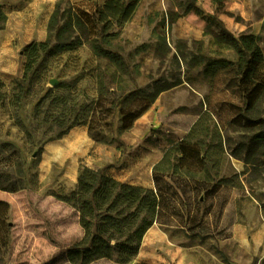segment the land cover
Listing matches in <instances>:
<instances>
[{
  "label": "rangeland",
  "instance_id": "obj_1",
  "mask_svg": "<svg viewBox=\"0 0 264 264\" xmlns=\"http://www.w3.org/2000/svg\"><path fill=\"white\" fill-rule=\"evenodd\" d=\"M106 1L0 0V82L7 96L21 93L16 107L0 108V264H73L67 251L83 230L65 197L80 170L106 175L136 161L148 166L182 140L206 110L215 124L228 122L221 134L225 152L209 150V180L203 172L196 179L153 175L160 207L193 214L211 264H220L214 256L226 264H264V141L248 148L251 133L229 126L241 112L264 119V104L244 113L238 94L226 90L223 74L212 78L205 72L219 59L236 61L233 51L215 44L214 35L223 29L235 37L259 36L264 54V0H140L126 23L103 32L96 10ZM76 36L82 41L76 50L53 49L58 38ZM33 42L49 48L25 74L20 52ZM176 81L181 84L160 93L122 135L116 112L106 144L94 142L85 126L72 127L80 108L108 90L128 94ZM61 102L68 110L74 107V115H62ZM143 170L137 176L144 177ZM89 264L122 263L113 257Z\"/></svg>",
  "mask_w": 264,
  "mask_h": 264
},
{
  "label": "trees",
  "instance_id": "obj_2",
  "mask_svg": "<svg viewBox=\"0 0 264 264\" xmlns=\"http://www.w3.org/2000/svg\"><path fill=\"white\" fill-rule=\"evenodd\" d=\"M139 1L107 0L102 7H98L97 21L104 24L102 31L107 32L112 26L120 27L126 23ZM208 22H214V19H208ZM65 26L58 29V34L65 31ZM161 41L164 43L163 39ZM214 41L222 49L233 51L237 58L235 62L219 59L209 64L205 70L206 74L212 78L218 72L223 74L226 90L238 94L244 113L250 114L258 110L264 104V54L259 45L260 37L248 33L235 37L223 29L214 35ZM57 42L53 49L59 53L76 50L82 45L78 36L63 41L58 38ZM48 48V43L33 42L21 50L20 55L25 59V74ZM94 49L102 56L120 64V59L114 54L101 51L99 46H94ZM216 65L218 70L214 68ZM180 84V81L164 82L162 85L156 82L144 90L128 94L108 90L105 95L93 100L90 106L80 108L72 127L85 126L94 142L106 144L105 136L112 130L116 112L121 117L118 134L122 135L150 109L160 93ZM3 88L4 85L0 82V108L5 103L16 107L20 102L21 93L7 96ZM206 104L209 105L208 99ZM59 105L64 106L62 115H74L76 112L74 107L68 110L63 102ZM229 126L251 133L248 148H251L253 143L264 141L262 118L256 121L241 112ZM227 130L228 122L215 124L210 111H204L187 135L164 151L161 160L153 166V175L156 177L157 174L170 173L196 179L203 172L204 179L209 180L206 171L208 152L210 149H216L220 155L224 154ZM223 131L224 136L221 135ZM210 135L212 136L209 137ZM2 176L0 160V189L4 190L1 187ZM65 201L71 202L77 209L79 224L83 230V237L67 251V259L73 264H89L113 257L122 264L129 263L137 256L142 239L154 224L158 210V194L153 189L125 184L89 168L80 170L76 187L65 197Z\"/></svg>",
  "mask_w": 264,
  "mask_h": 264
},
{
  "label": "crops",
  "instance_id": "obj_3",
  "mask_svg": "<svg viewBox=\"0 0 264 264\" xmlns=\"http://www.w3.org/2000/svg\"><path fill=\"white\" fill-rule=\"evenodd\" d=\"M253 30L254 34H258L259 27L255 26ZM71 143H73L72 138L65 141L68 147H71ZM162 156L163 153L155 162H150L148 166L146 163L142 164L136 161L131 166L120 168L118 172H105L106 175L119 182L153 189L158 194V210L155 222L144 235L138 254L132 264H211L208 256L202 253L200 231L192 221L193 214L165 211L160 207L161 196L153 180V166L161 160ZM141 169H144V177L137 176ZM76 184L77 182L74 183L72 191ZM160 209L162 213L159 212ZM214 257L220 264H226L223 259Z\"/></svg>",
  "mask_w": 264,
  "mask_h": 264
},
{
  "label": "water",
  "instance_id": "obj_4",
  "mask_svg": "<svg viewBox=\"0 0 264 264\" xmlns=\"http://www.w3.org/2000/svg\"><path fill=\"white\" fill-rule=\"evenodd\" d=\"M51 84L52 85H55L56 84V81L55 80H52Z\"/></svg>",
  "mask_w": 264,
  "mask_h": 264
}]
</instances>
